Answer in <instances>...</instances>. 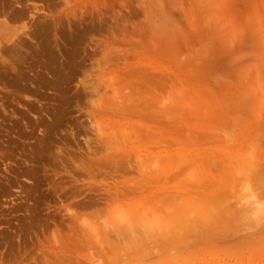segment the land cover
<instances>
[{"label":"rangeland","instance_id":"rangeland-1","mask_svg":"<svg viewBox=\"0 0 264 264\" xmlns=\"http://www.w3.org/2000/svg\"><path fill=\"white\" fill-rule=\"evenodd\" d=\"M0 264H264V0H0Z\"/></svg>","mask_w":264,"mask_h":264},{"label":"bare ground","instance_id":"bare-ground-1","mask_svg":"<svg viewBox=\"0 0 264 264\" xmlns=\"http://www.w3.org/2000/svg\"><path fill=\"white\" fill-rule=\"evenodd\" d=\"M177 53L179 54V52H177ZM163 56H164V55H163ZM181 87H182V86H181ZM182 97H183V96H182ZM176 114H177V113H176ZM222 121H223V119H222ZM203 123H204V121H203ZM223 123H224V122H223ZM220 124H221V123H220ZM176 125H177V124H176ZM205 125H206V124H205ZM223 125H224V124H223ZM225 126H226V125H225ZM206 127H207V126H206ZM222 129H223V128H222ZM224 130H225V129H224ZM224 130H223V131H224ZM187 132H188V131H187ZM166 133H167V132H166ZM165 135H167V134H165ZM183 135H184V134H183ZM199 135H201V134H199ZM199 135H198V136H199ZM174 136H175V135H174ZM203 137H204V136H203ZM203 137H202V138H203ZM160 138H161V137H160ZM175 138H179V137H175ZM180 138H182V137H180ZM183 138H184V137H183ZM202 138L199 139V141H198L199 143H200V141L202 140ZM207 138H208V137H207ZM207 138L204 137L205 140H206ZM186 139H188L187 136H186ZM186 139H185V140H186ZM195 139H196V138H195ZM214 139H215V138H214ZM228 139H229V138H228ZM185 140H184V141H185ZM189 140H190V139H189ZM197 140H198V139H197ZM212 140H213V138H212ZM161 141H162V140H161ZM161 143H162V142H161ZM169 143H170V142H169ZM196 143H197V141H196ZM213 143H217V142L215 141V142H212V144H213ZM218 143H219V142H218ZM188 144H189V143H188ZM210 144H211V143H210ZM164 145H165V144H164ZM175 145H176V144H173L172 147H174ZM208 145H209V143H208L207 145H205V146H208ZM177 146H178V145H177ZM186 146H187V145H186ZM203 146H204V145H203ZM187 147H188V146H187ZM208 147H209V146H208ZM208 147H207V148H208ZM219 149H220V148H219ZM175 150H176V149H175ZM234 156H235V155H234ZM220 157H222V156H220ZM191 159H192V158H191ZM194 162H195V161H194ZM217 162H218V161H217ZM217 162H216V163H217ZM205 163H206V162H205ZM213 163H214V162H213ZM193 164H194V163H193ZM203 164H204V163H203ZM223 164H224V163H223ZM209 165H210V163H209ZM138 166H139V165H138ZM221 166H223L222 163H221ZM226 166H227V165H226ZM217 167H218V166L215 167L216 170H217ZM223 167H224V166H223ZM227 167H228V166H227ZM227 167L224 168V170H225L226 172H227V170H226ZM141 168H143V167H141ZM221 168H222V167H221ZM144 169H145V168H144ZM187 169H188V168H187ZM222 169H223V168H222ZM139 170H140V169H139ZM141 170H142V169H141ZM146 170H148V169H147V166H146ZM188 170H189V169H188ZM228 170H229V168H228ZM144 171H145V170H144ZM212 171H213V170H212ZM147 172L150 173L151 171L149 170V171H147ZM187 172H188V171H187ZM141 173H142V172H141ZM143 173H146V172H143ZM143 173H142V174H143ZM215 173H216V172H215ZM217 173H218V172H217ZM228 174H229V173H228ZM226 175H227V174H226ZM221 176H224V174H222ZM221 176H220V177H221ZM216 177H217L216 179H218V176H216ZM228 177H231V176L229 175ZM225 178H226V177H225ZM220 179H221V178H220ZM225 180H226V179H225ZM229 180H230V178L228 179V181H229ZM221 181H222V180H221ZM147 182L149 183V181H147ZM155 182L157 183V181H155ZM223 182H224V181H223ZM137 183H138V182H137ZM145 183H146V181H145ZM227 183H230V182H227ZM227 183H226V184H227ZM133 184L135 185V183H133ZM149 184H150V183H149ZM221 184H223V183L221 182ZM141 185H144V184H141ZM138 186H139V185H138ZM145 186H149V185H145ZM132 187H133V186H132ZM140 187H141V186H140ZM151 187H152V186H151ZM142 188H144V187H142ZM145 188H146V187H145ZM148 188H150V187H148ZM148 188H147V190H148ZM153 188H154V187H153ZM194 189H196V187H194ZM194 189H193V190H194ZM197 189H199L198 186H197ZM201 189H202V188H201ZM205 189H206V188H205ZM144 190H145V189H144ZM147 190H146V191H147ZM150 190H151V189H150ZM150 190H148V191H150ZM136 191H138V190H136ZM139 191H141V190H139ZM139 191H138V193H139ZM142 191H143V189H142ZM146 191H143V193H144V192L147 193ZM158 191H159V190H158ZM194 191H195V190H194ZM208 191H209V190H208ZM208 191H206V192L209 193ZM228 191H229V190H228ZM182 193H183V192H182ZM185 193H188V191H186ZM192 193H193V191H192ZM203 193H204V192H203ZM223 193L225 194V192H223ZM223 193H221V194H223ZM121 194H122V193H121ZM134 194L136 195V193H134ZM139 194H141V193H139ZM151 194H153V193H151ZM164 194H165V193H164ZM167 194H168V193H167ZM175 194H176V193H175ZM209 194H210V193H209ZM219 194H220V193H219ZM113 195H114V194H113ZM143 195H144V194H143ZM180 195H181V194H180ZM184 195H185V194H184ZM196 195H197V194H196ZM120 196H122V195H120ZM136 196H137V195H136ZM201 196H202V195H201ZM113 197H114V196H113ZM129 197H130V196H129ZM152 197H153V196H152ZM158 197H159V196H158ZM193 197H194V196H193ZM202 197H203V196H202ZM221 197H222V196H221ZM221 197L219 196V198H221ZM224 197H225V196H224ZM224 197H223V198H224ZM115 198H117V196H116ZM125 198H127V197H125ZM173 198H174V197H172V199H173ZM180 198H181V197H180ZM180 198H178V199H180ZM219 198H218V199H219ZM112 199H114V198H112ZM117 199H118V198H117ZM168 199H170V196H169ZM172 199H171V200H172ZM191 199H192V198H191ZM191 199H187V200H191ZM198 199H199V198H198ZM115 200H116V199H115ZM118 200H119V199H118ZM165 200H166V199H165ZM171 200H170V201H171ZM185 200H186V199H185ZM196 200H197V199H196ZM180 201H181V199H180ZM194 201H195V199H194ZM224 201L227 202V200H225V199H224ZM110 202H111V201H110ZM112 202H113V201H112ZM165 202H166V201H165ZM178 202H179V201H177V203H178ZM187 202H189V201H187ZM210 202H211V201H210ZM166 203H167V202H166ZM183 203H184V202H183ZM190 203H191V201H190ZM213 203H214V202H213ZM152 204H153V203H152ZM154 204H155V202H154ZM168 204H169V203H168ZM179 204H180V202H179ZM170 205L173 206L172 204H170ZM188 205H190V204H188ZM200 205H201V204H200ZM214 205H216V204H214ZM227 205H228V204H227ZM117 206H118V205H117ZM151 206H153V205H151ZM154 206H156V204H155ZM176 206H177V205L173 206V208L175 209ZM179 206H180V205H179ZM193 206H194V205H193ZM198 206H199V205H198ZM201 206H202V205H201ZM204 206H205V205H204ZM216 206H217V205H216ZM148 207H149V206H148ZM148 207H147V208H148ZM219 207H221V205H219ZM150 208H151V207H150ZM166 208H167V207H166ZM173 208H170V209L173 210ZM178 208H179V207H178ZM184 208H185V207H184ZM186 208H188V206H187ZM191 208L193 209V207H191ZM195 208H196V207H195ZM206 208H207V207H206ZM148 209H149V208H148ZM151 209H152V208H151ZM153 209H154V207H153ZM167 209H168V208H167ZM188 209H190V208H188ZM156 210H157V209H156ZM172 210H171V211H172ZM179 210H180V209H179ZM135 211H136V210H135ZM144 212H145V211H144ZM162 212H164V209H163ZM178 212H179V211H178ZM184 212H185V211H184ZM189 212H190V211H189ZM214 212H215V211H214ZM221 212H223V211H221ZM156 213H157V212H156ZM173 213H175V211H174ZM173 213H172V212L170 213V217L172 216L171 214H173ZM187 213H188V212H187ZM215 213H216V212H215ZM160 214H161V212H160ZM167 214H169V213H167ZM181 214H182V213H181ZM183 214H185V213H183ZM173 215H175V214H173ZM185 215H186V214H185ZM177 216H178V215H177ZM179 217H180V216H179ZM175 221H176V220H175ZM155 234H156V233H155ZM157 234H159V233H157ZM160 237H161V235H160ZM156 238H157V236H156ZM159 239H160V238H159ZM158 243H159V242H158ZM109 252H111V251H109ZM113 253H115V252H113Z\"/></svg>","mask_w":264,"mask_h":264}]
</instances>
